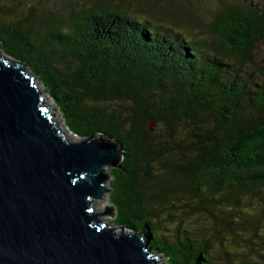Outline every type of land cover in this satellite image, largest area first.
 I'll return each instance as SVG.
<instances>
[{
	"label": "trees",
	"instance_id": "1",
	"mask_svg": "<svg viewBox=\"0 0 264 264\" xmlns=\"http://www.w3.org/2000/svg\"><path fill=\"white\" fill-rule=\"evenodd\" d=\"M143 1L0 0V55L73 135L118 145L115 218L101 223L165 264H264V1L224 4L208 23Z\"/></svg>",
	"mask_w": 264,
	"mask_h": 264
},
{
	"label": "water",
	"instance_id": "2",
	"mask_svg": "<svg viewBox=\"0 0 264 264\" xmlns=\"http://www.w3.org/2000/svg\"><path fill=\"white\" fill-rule=\"evenodd\" d=\"M121 161L104 138L69 140L40 83L0 55V264H164L143 236L101 223Z\"/></svg>",
	"mask_w": 264,
	"mask_h": 264
},
{
	"label": "rangeland",
	"instance_id": "3",
	"mask_svg": "<svg viewBox=\"0 0 264 264\" xmlns=\"http://www.w3.org/2000/svg\"><path fill=\"white\" fill-rule=\"evenodd\" d=\"M224 3L219 2L218 0H164L166 4L173 5L175 7L176 14L183 17L185 16L187 20H190V22L196 23L197 21L199 22H210L211 18L214 17V15L219 12L220 10L224 9V4H228L230 2L240 5L241 3L245 1H249L253 4L257 2H262L264 0H222ZM144 3H147L148 0H144ZM52 6V5H49ZM48 8L50 7H45L43 6V10L47 11ZM56 7L51 8L54 9ZM254 57L257 61L258 65L264 66V42L259 44L255 48V54ZM242 73L243 72H254L255 67L253 65L248 64V62L244 63L241 66ZM41 85V84H40ZM43 88V86L41 85ZM44 90V88H43ZM46 95L48 96L49 100L51 101L52 105L54 106L56 112L58 113L60 120L62 122L64 132L66 136L68 137L69 140L72 142H79L81 139H79L77 136L73 135L65 125V122L62 118V113L58 109V107L55 105L54 101L52 98L49 96L47 92H45ZM110 209H112V214H110L108 223L111 222L112 219L115 218V208L110 202ZM194 219V222H199L201 221L202 224H206L208 221L204 220L201 216H192ZM207 225V224H206ZM113 229L115 230H121L120 228L115 227L114 225L112 226ZM263 235V233H262ZM256 241V240H255ZM257 242V241H256ZM264 242V241H263ZM163 263L165 264L166 261L163 259Z\"/></svg>",
	"mask_w": 264,
	"mask_h": 264
}]
</instances>
